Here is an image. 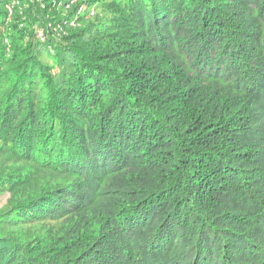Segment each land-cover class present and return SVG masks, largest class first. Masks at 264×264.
Instances as JSON below:
<instances>
[{
	"label": "trees",
	"instance_id": "obj_1",
	"mask_svg": "<svg viewBox=\"0 0 264 264\" xmlns=\"http://www.w3.org/2000/svg\"><path fill=\"white\" fill-rule=\"evenodd\" d=\"M81 5L0 28V264H264V0Z\"/></svg>",
	"mask_w": 264,
	"mask_h": 264
},
{
	"label": "built area",
	"instance_id": "obj_2",
	"mask_svg": "<svg viewBox=\"0 0 264 264\" xmlns=\"http://www.w3.org/2000/svg\"><path fill=\"white\" fill-rule=\"evenodd\" d=\"M1 1V0H0ZM83 0H7L3 3V14L0 16V28L3 35V43H7V25L11 24L14 16L19 15L21 20L18 22V28L25 27V16L31 17L36 21L32 26L33 35L38 42L45 44L50 54L54 53V46L62 37L67 35V31L74 27V21L70 19L58 22V19L67 17L70 12L82 15L85 11L89 17L95 15L93 9H88L81 5ZM49 14L57 17L51 22L48 20Z\"/></svg>",
	"mask_w": 264,
	"mask_h": 264
},
{
	"label": "rangeland",
	"instance_id": "obj_3",
	"mask_svg": "<svg viewBox=\"0 0 264 264\" xmlns=\"http://www.w3.org/2000/svg\"><path fill=\"white\" fill-rule=\"evenodd\" d=\"M4 200H5V198H4V196H2V197L0 198V207H1L2 204L4 203Z\"/></svg>",
	"mask_w": 264,
	"mask_h": 264
}]
</instances>
